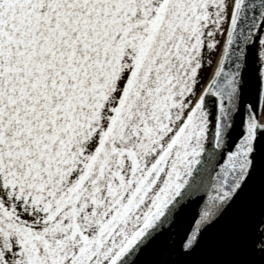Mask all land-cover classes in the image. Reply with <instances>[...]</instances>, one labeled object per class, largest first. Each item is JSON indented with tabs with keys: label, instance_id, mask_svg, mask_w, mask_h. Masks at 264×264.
<instances>
[{
	"label": "rangeland",
	"instance_id": "1",
	"mask_svg": "<svg viewBox=\"0 0 264 264\" xmlns=\"http://www.w3.org/2000/svg\"><path fill=\"white\" fill-rule=\"evenodd\" d=\"M175 1L0 0V264H106L165 192L225 30L188 73L202 33Z\"/></svg>",
	"mask_w": 264,
	"mask_h": 264
},
{
	"label": "water",
	"instance_id": "2",
	"mask_svg": "<svg viewBox=\"0 0 264 264\" xmlns=\"http://www.w3.org/2000/svg\"><path fill=\"white\" fill-rule=\"evenodd\" d=\"M263 21L264 0H234L198 109L208 131L205 162L115 264H264V78L256 58Z\"/></svg>",
	"mask_w": 264,
	"mask_h": 264
},
{
	"label": "bare ground",
	"instance_id": "3",
	"mask_svg": "<svg viewBox=\"0 0 264 264\" xmlns=\"http://www.w3.org/2000/svg\"><path fill=\"white\" fill-rule=\"evenodd\" d=\"M256 46H257L256 58H257V62L260 65V70L264 78V21L259 31V36L257 39ZM261 122L264 123V109L261 114ZM207 133L208 131L206 127V119L204 118L202 119V121H199V123L197 124L194 133L192 135L191 143L188 145V150L186 151L185 155L181 157L180 164L175 172V175L171 180L170 184L168 185V187L166 188V192L164 193L159 204L155 207V209L152 211V213L149 215L146 221L140 226V228L133 235V239H132L133 241L124 245L120 251L122 252L126 251L127 247L128 250H130L131 247H133V245H135L136 243L134 239H137V237L141 235L140 233L145 228V226L153 222L156 217L158 218L162 212V209H164L169 204H172L173 200L175 201L176 199H178V197L181 195V192L185 190L186 186L191 181V178L196 176V173L198 171L197 167L199 168L200 165H202L203 162H205V157L203 156V153L201 151H202V147L205 146V142L207 140ZM126 252L123 254H126ZM116 260L113 261L112 259L113 262L110 261L107 264H115L117 262Z\"/></svg>",
	"mask_w": 264,
	"mask_h": 264
},
{
	"label": "trees",
	"instance_id": "4",
	"mask_svg": "<svg viewBox=\"0 0 264 264\" xmlns=\"http://www.w3.org/2000/svg\"><path fill=\"white\" fill-rule=\"evenodd\" d=\"M194 3H196V6L193 5ZM174 6L176 9L175 13L179 18H182L191 25L194 22L200 24V33H202L201 47H199L193 61H189L187 64V67L191 69L188 73L195 75L196 67L199 68L198 66L203 65L206 59L208 60L210 52L207 53L206 46L208 43H211L212 39L216 38L217 23L222 26L225 22L227 5L225 3L222 4L219 0H176ZM202 30H205V32ZM213 47H217L216 41H214ZM213 47L212 52L215 53L216 48L214 50ZM186 77L187 75L184 74L183 81L187 80ZM175 78L176 81L179 79L176 75Z\"/></svg>",
	"mask_w": 264,
	"mask_h": 264
}]
</instances>
